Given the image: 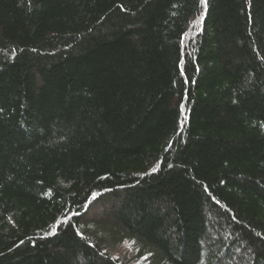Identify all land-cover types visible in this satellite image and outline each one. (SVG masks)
Returning a JSON list of instances; mask_svg holds the SVG:
<instances>
[{"label":"trees","instance_id":"trees-1","mask_svg":"<svg viewBox=\"0 0 264 264\" xmlns=\"http://www.w3.org/2000/svg\"><path fill=\"white\" fill-rule=\"evenodd\" d=\"M0 264H264V0H0Z\"/></svg>","mask_w":264,"mask_h":264},{"label":"rangeland","instance_id":"rangeland-1","mask_svg":"<svg viewBox=\"0 0 264 264\" xmlns=\"http://www.w3.org/2000/svg\"><path fill=\"white\" fill-rule=\"evenodd\" d=\"M132 246V242L125 243L124 245L122 244L121 246H119V248H117L118 250L115 252V254H118V257L120 258L124 257V255L132 253Z\"/></svg>","mask_w":264,"mask_h":264}]
</instances>
